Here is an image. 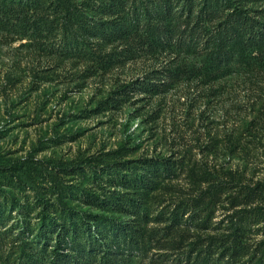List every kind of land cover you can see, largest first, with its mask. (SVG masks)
<instances>
[{
  "label": "trees",
  "instance_id": "trees-1",
  "mask_svg": "<svg viewBox=\"0 0 264 264\" xmlns=\"http://www.w3.org/2000/svg\"><path fill=\"white\" fill-rule=\"evenodd\" d=\"M0 32L95 70L146 54L179 57L122 84L126 97H109L116 103L132 91L264 71V0H0ZM132 153L0 165V176L31 192L0 190L5 264H264L263 184L191 171L193 191L170 208L164 192L183 160ZM223 201L230 212L214 222Z\"/></svg>",
  "mask_w": 264,
  "mask_h": 264
},
{
  "label": "rangeland",
  "instance_id": "rangeland-1",
  "mask_svg": "<svg viewBox=\"0 0 264 264\" xmlns=\"http://www.w3.org/2000/svg\"><path fill=\"white\" fill-rule=\"evenodd\" d=\"M178 59L170 52L146 54L95 70L0 32V165L31 157L71 161L121 146L131 148L133 158H179L183 173L164 192L163 204L170 208L193 191L191 171L264 185V71L213 83L183 80L162 94L132 91L127 100H109L126 97L117 91L122 84ZM15 183L0 176V190L31 194ZM228 206L217 205L214 222L230 212ZM2 249L0 264H5Z\"/></svg>",
  "mask_w": 264,
  "mask_h": 264
}]
</instances>
